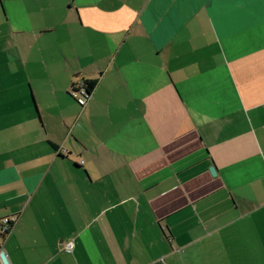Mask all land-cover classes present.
Returning a JSON list of instances; mask_svg holds the SVG:
<instances>
[{
    "label": "crops",
    "instance_id": "crops-1",
    "mask_svg": "<svg viewBox=\"0 0 264 264\" xmlns=\"http://www.w3.org/2000/svg\"><path fill=\"white\" fill-rule=\"evenodd\" d=\"M5 217L9 264H264V0H0Z\"/></svg>",
    "mask_w": 264,
    "mask_h": 264
},
{
    "label": "built area",
    "instance_id": "built-area-1",
    "mask_svg": "<svg viewBox=\"0 0 264 264\" xmlns=\"http://www.w3.org/2000/svg\"><path fill=\"white\" fill-rule=\"evenodd\" d=\"M72 96L74 97V99L80 104V105H84L87 101V97L90 94V92L88 94H86V89H85V84L81 83L78 85H74V88L70 91ZM59 153V151H58ZM15 220V217H5L1 220L0 223V235L4 236L10 229L13 221ZM73 247L72 241H68L64 244V249L66 251H71ZM157 264H165L162 260L160 262H158Z\"/></svg>",
    "mask_w": 264,
    "mask_h": 264
},
{
    "label": "trees",
    "instance_id": "trees-1",
    "mask_svg": "<svg viewBox=\"0 0 264 264\" xmlns=\"http://www.w3.org/2000/svg\"><path fill=\"white\" fill-rule=\"evenodd\" d=\"M84 84H85L86 94H88L94 88L95 81H85ZM73 88H74V85L71 87V90ZM69 95L74 99L71 92H69Z\"/></svg>",
    "mask_w": 264,
    "mask_h": 264
},
{
    "label": "water",
    "instance_id": "water-1",
    "mask_svg": "<svg viewBox=\"0 0 264 264\" xmlns=\"http://www.w3.org/2000/svg\"><path fill=\"white\" fill-rule=\"evenodd\" d=\"M210 171H211L212 174L215 173V169H214L213 166L210 167ZM0 259L2 261V264H9L8 259L6 257V254L3 251H0Z\"/></svg>",
    "mask_w": 264,
    "mask_h": 264
}]
</instances>
